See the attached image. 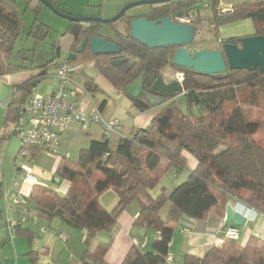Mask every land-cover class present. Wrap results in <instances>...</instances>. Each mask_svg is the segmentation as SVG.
Listing matches in <instances>:
<instances>
[{
	"label": "trees",
	"instance_id": "1",
	"mask_svg": "<svg viewBox=\"0 0 264 264\" xmlns=\"http://www.w3.org/2000/svg\"><path fill=\"white\" fill-rule=\"evenodd\" d=\"M49 1L56 7L59 2ZM205 1L212 8V17L202 18L199 14L194 25H201V20L205 19L207 25L217 28L228 22L249 18L254 23L255 34H264V0L237 2L223 12L217 11L219 0ZM191 3L192 0H171L157 4V12L154 10L147 18L169 12L174 15L191 7ZM16 5L17 0H0V52L6 55L21 31ZM132 17L127 18V23ZM97 27V22H72L67 29L71 34L72 51L77 50L82 38L87 40L92 34H99ZM104 38L117 43L123 55L130 54L132 58H129V63L112 67L111 57L106 63L94 61L97 57L109 54H93L87 42L78 55L94 61L99 73L119 92H123L124 87L141 74L144 82L151 83L160 74L161 67L169 64L177 72L183 73L182 94L188 104L198 107L202 112L191 118L181 112L175 101L170 100L152 116L149 127L130 129L114 148L108 144L109 139H92L88 146L79 150L76 162L69 163L67 159L61 158L54 172L67 180L69 186L65 194L60 196L52 188L33 185L29 199L33 201L31 204L37 218L48 222L58 219L73 228H84L87 230L85 241H88L96 232L111 231L123 207L136 201L140 210L133 221L153 228L158 236L152 240L151 250L131 246L120 264H165L164 257L169 252L168 245L173 237L171 223H183L184 218L204 220L211 212L222 216L228 197H235L264 213V146L252 139L257 131V123L245 118L236 100L238 92L246 87L250 96L255 88L264 87V71L258 68H227L223 73L203 74L192 68L171 64L173 47L149 48L134 40L129 32L124 35L116 31L112 38ZM236 39L232 37L228 41L235 42ZM23 69L25 67L21 64L0 57V75L18 73ZM46 70L47 65H44L41 74ZM37 77L31 76L24 82L13 92V98L16 99L19 92H28ZM83 81L91 95L98 90L93 78L86 76ZM126 95L132 105L141 111L152 106L142 98ZM15 102L18 105L13 107V121L22 115L19 109L22 103ZM226 102L234 106L231 112L224 114ZM104 103L105 100L100 108ZM5 139V135H0V145ZM183 150L196 158L197 165L183 182L170 191L161 186L160 192L154 197L150 193L160 179L155 172L156 167L164 161L165 168L173 167L176 171L185 169L186 159L181 154ZM95 172H100L103 178L91 182ZM108 189L118 196L111 210L102 208L95 197ZM242 191L246 195H242ZM167 203L169 208L162 218L160 211ZM21 224L24 223L16 224L13 234H8L11 238L24 235L31 239L32 229ZM107 246L105 242L93 251L84 250L79 262L110 264L103 261ZM36 253L28 250L29 264H47L38 262ZM183 258V264H264V239L250 236L246 244L240 245L234 239L226 238L220 243H211L200 257L188 254Z\"/></svg>",
	"mask_w": 264,
	"mask_h": 264
},
{
	"label": "rangeland",
	"instance_id": "2",
	"mask_svg": "<svg viewBox=\"0 0 264 264\" xmlns=\"http://www.w3.org/2000/svg\"><path fill=\"white\" fill-rule=\"evenodd\" d=\"M134 0H59L57 2V8L64 13L70 14L72 16H85V15H95L100 16L103 18H109L114 16L124 5ZM205 0H192L191 7L198 10L197 12L200 14L202 18L212 17V8L209 4L208 7H203L202 3ZM211 2V0H208ZM222 5L226 6L229 4H234L237 2H243L248 0H220ZM219 3V2H218ZM17 12L19 14L21 31L20 34L14 40L11 49L8 51V55L5 53L0 52V57L4 59H8L10 62L15 64H21L25 67L21 72L15 73L13 77H20L22 80H28L31 76H37L35 86H31L28 89V92L24 93H17V97H15L17 102H21L24 104L26 100L35 94L38 95H45L54 90L56 87V79L54 77V73L56 71V67L63 63L66 59V55L69 52H73L71 49V34L67 30L69 25L72 21L60 17L49 8L41 5L37 0H17L16 5ZM150 9V5L148 4H140L129 8L126 13L119 19L112 21V22H105V23H97L98 27L97 30L100 34L113 37L115 32H122L127 34L129 32V27L127 23V18L134 16H145L148 15ZM173 16V15H171ZM84 24V23H83ZM195 36H193V41L189 44V51H193L195 49L200 48H213L218 49L219 44L217 43L218 37L222 34V31L218 30L219 27L213 28L210 25H195ZM232 31L234 32H241L243 30L253 29L255 30L254 23L252 20L247 19V22H238V24H232L231 26ZM176 47H173L172 52ZM207 48V49H209ZM77 57L74 60H68L70 64H81V67L78 71H76L74 75V80L77 81L80 85L84 84V79L86 76L93 78L95 81L98 90L92 93V98L97 106L101 107L103 100H105L103 109V114L107 117L109 116H116L117 118L127 117V109L126 105L128 102V96L125 92H119L120 90L116 89L115 87L104 80V77L99 73L98 69L94 65V61L98 60L102 63H106V61L112 56H100L94 59V61L85 59L80 57L76 54ZM113 55V54H112ZM128 58H132L130 54H126ZM47 65V70L44 74H41L43 71V66ZM175 70L171 65L167 64L164 65L160 69V74L166 78H170L169 72H173ZM177 71V70H176ZM180 72V71H179ZM177 103L182 113L188 115L192 118V116H196L201 114V110L188 104L184 95L182 93H177L172 99ZM170 100H166L158 103L160 108L166 105L167 102ZM237 103L241 106L245 118L248 121L257 123V131L252 135V139L256 141V143L264 146V87L263 88H255L253 91V95L250 96L248 88H244V90H240L237 96ZM234 104L231 102H226L224 107V114L231 112ZM160 110V109H159ZM129 111V109H128ZM26 116V115H24ZM3 117V116H2ZM2 119H0V126ZM20 125V119L16 122H9L7 126L4 128L3 132L6 137L0 145V153L7 149V153H12L15 155V161L17 165L21 162L27 164L28 166L33 168V164L41 165L40 163H33L30 162L31 160L22 161L21 158L17 157L18 147H19V140L16 133L13 132L12 129H15L17 126ZM73 126V125H72ZM96 127V126H95ZM95 127H92L90 132L89 131H82L73 127H70L66 130L65 133H68V137L65 139L63 136L61 147H59L60 153L64 154L68 153L67 161L69 163H74L77 161L78 153L81 148L88 146L90 140V134L96 133L98 135L99 130ZM125 130V129H124ZM123 131V130H122ZM125 132V131H124ZM101 134V133H100ZM99 136V135H98ZM101 136V135H100ZM119 137L113 135L109 138L110 146L116 145L119 141ZM46 155H49L51 159H54L57 162V158L59 157L55 153H49L46 150H41ZM42 166V165H41ZM159 167V166H157ZM43 173L45 176L43 177L44 184L52 187L58 195L63 196L65 193V189L67 187L68 181L65 180L63 177L56 175L54 169L48 173L45 167H42ZM18 171V170H17ZM19 173V172H17ZM181 173V172H180ZM169 172L164 173L159 181V184L153 189V193L157 192L160 186L163 183H169L168 179ZM100 173H94L92 175L90 181L93 182ZM54 177L58 178V181L54 180ZM36 178V177H35ZM186 177L176 178L178 181L176 183L179 184L183 182ZM173 177L171 179L173 184ZM183 180V181H182ZM20 185V180H16L15 186L12 189L13 191L10 193L13 194L11 196L15 197V191L18 193L17 186ZM32 184L31 186L33 187ZM63 185V189H60V186ZM175 185V186H176ZM1 196H0V228L3 227L4 220L3 217L6 215V218L14 217L16 207L12 203V198L10 196L8 201L5 200L6 195L4 196L3 187H0ZM25 195L24 192H21ZM64 193V194H62ZM242 195H246V192L242 191ZM154 195V197H156ZM29 202V200H27ZM8 215V216H7ZM7 220V219H6ZM25 225L27 224H22ZM32 228V237L31 239L28 236L24 235H15L14 238H11L9 234H7V238L5 241L0 243V259L1 264H27L30 262L29 256L27 255L28 250L30 249L35 253L38 252L40 248L44 246H48L49 255L48 257L39 256L38 262H43V258H48L47 262L53 263L56 262L58 256L64 251L68 257L70 255L74 256L75 254L81 255L83 252L82 245L79 243L78 239L74 240V246L69 247L70 242L67 241L62 242L56 236L58 233L63 232L67 234V236L71 233L72 230L66 224H61L58 220H51L50 222L45 221L43 219H38L36 222L30 224ZM242 225V224H240ZM40 226H44L46 229L45 232L40 230ZM54 230L57 231L55 240L46 241L44 237H53L54 239ZM77 231V230H76ZM17 241V242H16ZM63 243V247H59L61 243ZM55 243L53 246L52 244ZM86 246V245H85ZM10 247V248H9ZM85 248V247H84ZM36 254L34 256L36 257ZM48 264V263H47Z\"/></svg>",
	"mask_w": 264,
	"mask_h": 264
},
{
	"label": "crops",
	"instance_id": "3",
	"mask_svg": "<svg viewBox=\"0 0 264 264\" xmlns=\"http://www.w3.org/2000/svg\"><path fill=\"white\" fill-rule=\"evenodd\" d=\"M220 4L222 5L221 1L219 0V3L217 5V11H221V12L227 11L228 9L231 8V5H232V4H229L226 7V6H221ZM247 19L249 18H244V19H241L235 22H228V23L218 26L219 27L218 30L220 31V33L222 31V34L219 35L218 40H217L219 47L223 42L228 41L229 38H232V37L239 38V37L247 36L251 34L254 35L255 32L253 31V29L243 30L241 32L240 31L234 32L232 31L231 27H229L232 24H238V22H247ZM207 48H203V49H207ZM209 49H213V48H209ZM14 74H1L0 75V119H2V122H1L2 124L0 126V135H4L3 130L9 122H13V123L16 122V121L11 120V117L14 113L13 107H16V105H18L16 104L15 99L13 98L14 96L12 95L16 89H18L22 84H24V82H27V80H22L20 77H13ZM172 74H173L172 72H169L168 77H170ZM163 78L165 79V77ZM170 78H166L165 81H169ZM128 102H130V103H127L126 105V109H127L126 111L128 114V118L127 117L120 118L121 123H122V130H123L121 131L125 135H127L128 132H130L129 130L132 128L133 129L135 128L143 129V128L149 127L151 124V120L153 118L152 116H154L160 109V105L157 104V105H152L147 110L141 111L138 108H136L134 105H132L133 103L129 97H128ZM22 105L23 103L20 106ZM101 109L103 112L104 107L102 106ZM18 119H20V124H25L26 116L22 114L20 115ZM71 127L76 128L74 125ZM92 127H95L96 129L100 131L99 127L94 124L91 125L87 131L90 132ZM65 132L60 137L59 147H61L63 136H65V139L70 137V136L68 137V133H65ZM100 133H98L99 136L95 135L96 133L90 134L91 135L90 137L92 139H97V140L102 139L103 137ZM114 147L115 145L112 146V148ZM181 154H183V156L186 159L185 169L176 171L175 168L173 167L165 168L166 162L164 161H161L158 165L159 167H156L155 169V172L160 176V178L164 173L166 172L170 173L169 176L171 177H169L168 179L169 183L165 182L161 185L165 187L167 191H170L176 185L178 181L176 178L182 179V177L183 178L186 177V175H188L189 172L194 169L195 165H197L196 158L193 155L189 154V152L183 150ZM30 160H31L30 162L40 163L42 165V166L41 165L39 166L37 164H33V168L31 167L32 169L31 173H33V175H35L36 177V182L34 184H37L39 186L43 185V186L52 188L44 184L43 177L45 176V174L43 173L42 167H45L48 173H50L53 169L55 171L59 164V159L57 158V162H55L54 159H51L49 155H46L43 151L38 150L34 153V156ZM17 168H18V165H17V162L15 161V155H13L12 153H7V149H4L0 153V187H3L4 196L6 195L5 200L8 201L7 199H9L11 195H13V194L10 195V193L13 191L12 190L14 188L13 186H15L16 180L18 179L20 180V185L17 186V188L21 192H24L25 195L22 193H17L15 191L14 192L15 197L11 196V198L12 199L13 198L15 199L16 197H19L21 199L25 198L26 201L29 200V202L31 203L33 201L29 199V194L31 193V190H32V186H31L32 184L25 180L19 179L17 177L18 176ZM96 173L98 172H95V174ZM172 177L174 178L173 184L171 181ZM101 178H103V175L100 173V175L97 176L96 179H101ZM68 184L69 182L67 183V187L64 193L66 192L69 186ZM63 187L64 186L61 185L60 189H63ZM160 188L155 193H153L154 191L152 190L150 194H152L153 196L156 195L157 193L160 192ZM57 193H60V192H57ZM116 195L117 194L113 190L108 189L104 192H101L95 195V197L99 205L102 208L106 210H111V208L115 206L118 200V196ZM0 196H1V191H0ZM12 203H13V200H12ZM227 204H230L233 207L234 211L242 214L243 217H245V222L242 225H234L232 223L229 224V227H234L238 233V238L235 240V243L244 245L246 244L247 240H249L250 236L259 237L261 238V240L264 239V213L262 212L260 213V211H257L253 208L251 209V207H249L248 204L247 205L244 204V202L239 201L235 197H228ZM168 206H169V203H167L161 209L160 216L162 218L165 217L167 210L169 208ZM15 207L17 211L18 206L15 205ZM139 207L140 206L136 201H131L127 203L125 207H123L121 212L118 214L117 221H115L116 223L111 229V231L96 232L94 236L88 241H85V238H86L85 235L87 233L86 229L73 228L69 226L68 224H66V226H68L70 230H72L71 233L68 235V239H69L68 241L70 242L69 247L71 248L74 246L75 239L79 240V243L82 245L81 248H83L84 250H88V251H93L95 250V247H97L99 244L107 242L108 246L106 247L107 249L104 253L103 261L110 263V264H120L122 262V259L128 252V250L131 248V246L151 250V246H150L151 242L154 238H157L158 233L151 227L135 224L133 220H135V218L137 217L139 213V210H140ZM14 215H16V213ZM0 216H1V213H0ZM223 216H224V213L222 216H218L215 213L211 212L204 220H197V218L196 219L184 218L183 223H179V224L171 223L170 226L173 227V231H172L173 237L168 246H169V253L172 254L173 260L172 262H165V264H183L184 262L183 257H185V255L189 254V255L200 257L205 252L207 246H209L211 243H220L225 238L224 230L221 229V227H223V224H224ZM6 219H7L6 215H4L3 217L4 224H3V227L0 228V243L4 242L5 238H7L8 231L5 226ZM60 223L64 224L62 222ZM24 224H27L25 225L26 228L27 227L31 228V225H29L30 222L29 224L28 223H24ZM56 233L57 231L54 230V239H52L53 237L51 238L48 236L44 237V239H46L47 242L48 241L53 242L55 240V243H56V239H55ZM55 243H53L52 245L54 246ZM63 246H64L63 243L59 245L60 248ZM47 247L48 246L43 245V247L38 250V255H40V252H41V256L48 257L49 247L48 248ZM81 255L75 254L74 256L70 255V257H68V255L63 251L58 256L56 262H53L52 264H81V262H79L81 259L80 258ZM37 259L39 260V256L37 257ZM47 260L48 258H43V262L41 261V263L51 264L47 262ZM29 263L30 262H28L27 264ZM0 264H1V259H0Z\"/></svg>",
	"mask_w": 264,
	"mask_h": 264
},
{
	"label": "water",
	"instance_id": "4",
	"mask_svg": "<svg viewBox=\"0 0 264 264\" xmlns=\"http://www.w3.org/2000/svg\"><path fill=\"white\" fill-rule=\"evenodd\" d=\"M45 7L72 22L78 23H105L112 22L124 15L126 11L136 5L148 4L156 5L167 3L171 0H134L124 5L114 16L103 18L95 15L72 16L61 12L51 1L38 0ZM129 33L131 37L146 45L149 48L176 47L171 55V64L178 67L192 68L194 71L208 74L223 73L229 69L249 70L258 68L264 71V34H251L236 39L235 42L225 41L218 49H195L189 51L187 46L192 43L195 36V27L171 20L169 15H163L153 19L146 16L132 17L128 20ZM77 50L66 55L67 60L76 59L82 46L87 42V46L93 54L119 55L111 59L113 66L128 63L129 58L123 55L122 48L115 42L109 41L99 34H92L87 40L82 38L79 41ZM173 74L169 81H165L159 74L155 79L146 85L143 83V75H138L134 80L124 87L123 92L133 98L144 96L148 104L157 105L163 101L172 99L178 92L183 93L182 84L179 83ZM35 86V83L32 84ZM156 92L157 95L152 94ZM224 224L222 230L234 225L244 224L245 217L234 211L230 204L225 205Z\"/></svg>",
	"mask_w": 264,
	"mask_h": 264
},
{
	"label": "built area",
	"instance_id": "5",
	"mask_svg": "<svg viewBox=\"0 0 264 264\" xmlns=\"http://www.w3.org/2000/svg\"><path fill=\"white\" fill-rule=\"evenodd\" d=\"M203 7H208V2L202 3ZM198 10L189 7L186 10L175 13L172 20L186 25H194L199 18ZM201 25H207L205 19L201 20ZM81 67V64H70L68 60L59 64L55 69L54 77L56 79V87L54 90L45 95H32L19 108L23 115H26L25 124H20L14 130L19 140V149L17 157L22 161L30 160L33 153L37 150H46L49 153H55L61 158H68V153L61 154L59 150L60 137L72 125L76 130L87 131L91 125H97L103 138L109 139L116 135L119 138L126 135L121 131L122 123L116 116H105L102 109L94 102L91 93H89L84 85H80L74 80V75ZM182 84L183 73L175 72L172 76ZM18 178L25 180L31 184L36 182L31 167L21 162L18 165ZM58 181L57 177H54ZM18 193H21L18 190ZM13 204L17 205L16 215L6 220V228L10 234L16 224L36 222L37 215L34 206L19 197L13 198ZM248 209V208H247ZM252 209V208H251ZM40 230L44 232L46 228L40 226ZM224 239L238 238L237 230L234 227L224 229ZM60 240L65 242L68 239L67 234L58 233ZM171 253H167L166 262H172Z\"/></svg>",
	"mask_w": 264,
	"mask_h": 264
},
{
	"label": "flooded vegetation",
	"instance_id": "6",
	"mask_svg": "<svg viewBox=\"0 0 264 264\" xmlns=\"http://www.w3.org/2000/svg\"><path fill=\"white\" fill-rule=\"evenodd\" d=\"M157 5V4H156ZM154 10L156 11V7H155V5H150V9H149V11H148V13H146V14H148V15H145L146 17H148V16H150L151 15V12H154ZM157 12V11H156ZM166 15H169L170 16V18H171V20H172V16L171 15H173V13H171V12H169V14H166ZM160 16H163V14L162 15H159V16H153L152 18H150V19H153V18H156V17H160ZM149 19V18H148ZM193 26H195V25H193ZM99 33V32H98ZM99 35H101V36H105V35H102V34H100L99 33ZM187 48L189 49V47L187 46ZM176 49V48H175ZM174 49V50H175ZM119 55H115V56H112V60H113V58H116V57H118ZM128 63H129V61H128ZM173 72V74H174V72L176 71V70H172ZM143 83L146 85V91H148V83H146V82H144L143 81ZM152 94H155V95H157V93L156 92H152V91H150ZM140 98H142V99H144V96H141Z\"/></svg>",
	"mask_w": 264,
	"mask_h": 264
}]
</instances>
